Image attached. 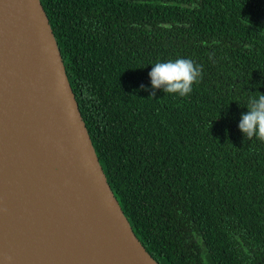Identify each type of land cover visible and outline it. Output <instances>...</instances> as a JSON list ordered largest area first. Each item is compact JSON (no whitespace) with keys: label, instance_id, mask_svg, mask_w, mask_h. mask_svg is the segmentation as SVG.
<instances>
[{"label":"trees","instance_id":"16d2710c","mask_svg":"<svg viewBox=\"0 0 264 264\" xmlns=\"http://www.w3.org/2000/svg\"><path fill=\"white\" fill-rule=\"evenodd\" d=\"M41 1L146 248L160 264H264V141L238 127L264 94V0ZM177 58L202 65L200 82L151 96L152 64Z\"/></svg>","mask_w":264,"mask_h":264},{"label":"water","instance_id":"95a60500","mask_svg":"<svg viewBox=\"0 0 264 264\" xmlns=\"http://www.w3.org/2000/svg\"><path fill=\"white\" fill-rule=\"evenodd\" d=\"M0 264H160L108 181L41 0H0Z\"/></svg>","mask_w":264,"mask_h":264},{"label":"clouds","instance_id":"9594fccd","mask_svg":"<svg viewBox=\"0 0 264 264\" xmlns=\"http://www.w3.org/2000/svg\"><path fill=\"white\" fill-rule=\"evenodd\" d=\"M152 65L149 72L153 88L151 96H155V89H162L164 93L186 97L193 91V85L202 79V65L191 58H177ZM243 106L248 111L241 114L239 129L248 139L256 137L264 141V94L259 92L258 95L250 96Z\"/></svg>","mask_w":264,"mask_h":264},{"label":"flooded vegetation","instance_id":"af4514ba","mask_svg":"<svg viewBox=\"0 0 264 264\" xmlns=\"http://www.w3.org/2000/svg\"><path fill=\"white\" fill-rule=\"evenodd\" d=\"M79 23V22H78ZM51 24H52V26H53V30H54V33H55V27H54V23L53 22H51ZM80 25H93V24H100V23H98V22H89V23H85V22H80L79 23ZM108 25H112V24H108ZM124 26V25H123ZM76 29V28H75ZM85 35H87V34H85Z\"/></svg>","mask_w":264,"mask_h":264}]
</instances>
